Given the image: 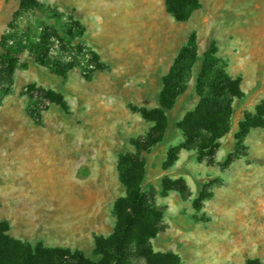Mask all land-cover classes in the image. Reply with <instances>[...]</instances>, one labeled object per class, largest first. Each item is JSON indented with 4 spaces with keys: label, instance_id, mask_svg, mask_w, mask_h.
Masks as SVG:
<instances>
[{
    "label": "rangeland",
    "instance_id": "rangeland-1",
    "mask_svg": "<svg viewBox=\"0 0 264 264\" xmlns=\"http://www.w3.org/2000/svg\"><path fill=\"white\" fill-rule=\"evenodd\" d=\"M200 2L179 23L163 0H0V225L9 236L98 261L96 239L115 233L126 197L119 159L155 127L142 111L159 108L163 79L196 34L188 89L167 113L164 140L142 153L143 191L165 230L130 263L264 261V128L238 139L264 102V0ZM89 51L104 65L93 75ZM206 55L209 83L225 72L245 95L212 163L183 148L179 128L200 103Z\"/></svg>",
    "mask_w": 264,
    "mask_h": 264
},
{
    "label": "trees",
    "instance_id": "trees-1",
    "mask_svg": "<svg viewBox=\"0 0 264 264\" xmlns=\"http://www.w3.org/2000/svg\"><path fill=\"white\" fill-rule=\"evenodd\" d=\"M168 13L179 23L188 22L194 13L202 7L200 0H163ZM93 59V75L101 72L104 65L98 55L89 51ZM209 56V55H208ZM206 55L202 72L197 83L201 97L197 108L188 113L179 128L185 137L186 150H194L200 158L210 163L216 159L221 140L230 132L234 113V101L242 100L245 95L241 89L240 78H232L220 72L209 83L213 66ZM198 59V41L192 34L188 44L178 54L169 74L163 79V89L159 96V108L142 111L144 119L155 123L150 134L131 141L136 153H127L119 159V178L126 189V197L117 201L115 211L118 225L110 238H97L95 256L98 261L90 260L81 253L51 249L43 243L35 246L13 239L8 227L0 225V264H131L134 249L150 250V241L164 232V212L155 207L143 191L146 178V163L142 153L164 140L168 130L167 113L172 111L189 86L192 69ZM207 86L216 94L215 99L205 96ZM65 106L63 101H55ZM264 128V102L257 107L254 116L247 115L246 122L240 126L238 139L243 141L252 129ZM178 160V153L169 154L171 167ZM153 264H175L170 256L157 255ZM52 261V263L50 262ZM248 264H264L261 260H252Z\"/></svg>",
    "mask_w": 264,
    "mask_h": 264
}]
</instances>
